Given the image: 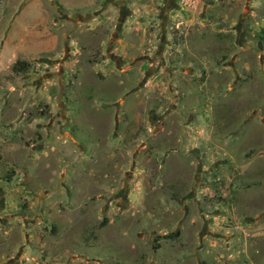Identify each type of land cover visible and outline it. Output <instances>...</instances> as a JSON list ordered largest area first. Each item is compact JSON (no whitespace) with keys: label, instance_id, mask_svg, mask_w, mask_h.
<instances>
[{"label":"rangeland","instance_id":"374dc122","mask_svg":"<svg viewBox=\"0 0 264 264\" xmlns=\"http://www.w3.org/2000/svg\"><path fill=\"white\" fill-rule=\"evenodd\" d=\"M0 264H264V0H0Z\"/></svg>","mask_w":264,"mask_h":264},{"label":"flooded vegetation","instance_id":"af4514ba","mask_svg":"<svg viewBox=\"0 0 264 264\" xmlns=\"http://www.w3.org/2000/svg\"><path fill=\"white\" fill-rule=\"evenodd\" d=\"M124 22H125V18L122 19V24H123ZM122 24H121V25H122Z\"/></svg>","mask_w":264,"mask_h":264},{"label":"trees","instance_id":"16d2710c","mask_svg":"<svg viewBox=\"0 0 264 264\" xmlns=\"http://www.w3.org/2000/svg\"><path fill=\"white\" fill-rule=\"evenodd\" d=\"M14 70H15V68H14Z\"/></svg>","mask_w":264,"mask_h":264}]
</instances>
